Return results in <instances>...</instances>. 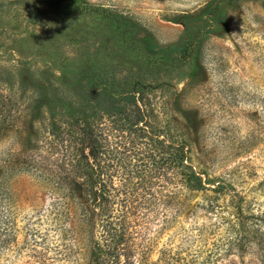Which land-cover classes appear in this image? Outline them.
Masks as SVG:
<instances>
[{
  "label": "rangeland",
  "instance_id": "rangeland-1",
  "mask_svg": "<svg viewBox=\"0 0 264 264\" xmlns=\"http://www.w3.org/2000/svg\"><path fill=\"white\" fill-rule=\"evenodd\" d=\"M103 84L148 88L194 141L196 168L264 215V0H0V90L10 97L0 164L35 145L62 102L76 107ZM49 202L27 175L8 178L0 264H77ZM176 228L145 231L149 261L186 239ZM216 264L260 262L249 253Z\"/></svg>",
  "mask_w": 264,
  "mask_h": 264
},
{
  "label": "trees",
  "instance_id": "trees-1",
  "mask_svg": "<svg viewBox=\"0 0 264 264\" xmlns=\"http://www.w3.org/2000/svg\"><path fill=\"white\" fill-rule=\"evenodd\" d=\"M104 84L82 104L62 102L47 115L35 145L30 138L24 151L7 153L0 198L8 178L32 179L50 201L56 228L77 250V264H216L249 253L264 264L263 213L230 196L229 183L196 168L194 141L148 98V88ZM174 227L186 239H169L149 261L145 231L162 235ZM6 236L0 213V251Z\"/></svg>",
  "mask_w": 264,
  "mask_h": 264
}]
</instances>
